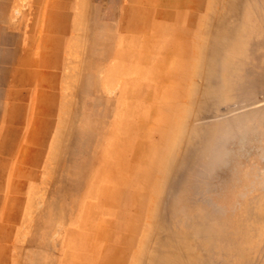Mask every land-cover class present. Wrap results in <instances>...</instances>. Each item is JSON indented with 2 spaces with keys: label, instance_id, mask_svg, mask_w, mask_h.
I'll list each match as a JSON object with an SVG mask.
<instances>
[{
  "label": "rangeland",
  "instance_id": "374dc122",
  "mask_svg": "<svg viewBox=\"0 0 264 264\" xmlns=\"http://www.w3.org/2000/svg\"><path fill=\"white\" fill-rule=\"evenodd\" d=\"M0 264H264V0H0Z\"/></svg>",
  "mask_w": 264,
  "mask_h": 264
}]
</instances>
